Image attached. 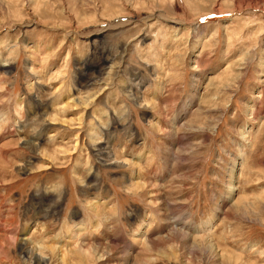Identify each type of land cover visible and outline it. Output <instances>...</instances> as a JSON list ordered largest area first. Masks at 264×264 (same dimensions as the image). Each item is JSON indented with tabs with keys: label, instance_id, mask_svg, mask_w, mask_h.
<instances>
[{
	"label": "rangeland",
	"instance_id": "374dc122",
	"mask_svg": "<svg viewBox=\"0 0 264 264\" xmlns=\"http://www.w3.org/2000/svg\"><path fill=\"white\" fill-rule=\"evenodd\" d=\"M126 250L264 264V0H0V264Z\"/></svg>",
	"mask_w": 264,
	"mask_h": 264
},
{
	"label": "bare ground",
	"instance_id": "6f19581e",
	"mask_svg": "<svg viewBox=\"0 0 264 264\" xmlns=\"http://www.w3.org/2000/svg\"><path fill=\"white\" fill-rule=\"evenodd\" d=\"M170 224V223H169ZM99 228V227H98ZM173 228V227H172ZM82 229V228H81ZM111 237H109V236H107L106 235V237L104 238V240L102 241V242H100L99 244H97V246L95 247V249H97L96 250V252L98 253V258H103V257H110L111 255H110V252H112L113 251V249H119V247H118V244H116V241H114L113 240V238L114 239H116V238H118V235L120 234V231H117V230H113V229H111ZM183 231V230H182ZM185 232V231H184ZM143 235H145L144 233L143 234H141V236H143ZM181 237H186V234L185 233H182L181 234ZM153 238V237H152ZM145 239H146V241L147 242H149L150 243V240L148 239V237L147 236H145ZM144 239V240H145ZM126 247H127V245H126ZM94 248V247H93ZM99 248V249H98ZM100 248H102V250H101V252H98V251H100ZM128 248V247H127ZM81 251V254H84V257H85V254H86V252H87V248L85 249L83 246H82V248L80 249ZM89 251V250H88ZM122 253V256H121V258H122V260L124 261V263L125 264H127V260H128V256H129V254H128V251L126 250L125 252H121ZM128 254V255H127ZM87 255V254H86ZM118 258V257H117ZM120 258V257H119Z\"/></svg>",
	"mask_w": 264,
	"mask_h": 264
}]
</instances>
